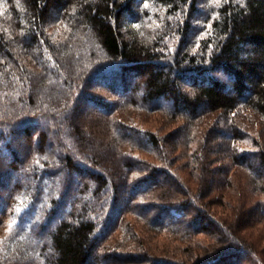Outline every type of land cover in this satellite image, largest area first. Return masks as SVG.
I'll return each instance as SVG.
<instances>
[{
    "label": "trees",
    "instance_id": "1",
    "mask_svg": "<svg viewBox=\"0 0 264 264\" xmlns=\"http://www.w3.org/2000/svg\"><path fill=\"white\" fill-rule=\"evenodd\" d=\"M0 4V157L8 158L0 161V264L123 262L138 254L133 247L147 264H264L246 233L264 220V0ZM79 102L106 135L80 124ZM121 107L182 120L188 134L178 154L197 177L193 189L176 171L183 167H172L178 145L126 122ZM253 118L258 136L249 132ZM233 168L263 196L216 216L214 178L233 187ZM129 186L153 213L134 209L148 228L187 239L205 222L215 237L193 262L154 256L132 229L109 242L117 224L129 229L132 204L120 205Z\"/></svg>",
    "mask_w": 264,
    "mask_h": 264
},
{
    "label": "rangeland",
    "instance_id": "2",
    "mask_svg": "<svg viewBox=\"0 0 264 264\" xmlns=\"http://www.w3.org/2000/svg\"><path fill=\"white\" fill-rule=\"evenodd\" d=\"M0 6H1V4H0ZM56 23H59V21ZM61 27H63V26L62 25H59V26L56 25L53 27V29L56 33H60L62 30ZM94 92L97 93V95H100V92L97 89H95ZM79 104H80V102H79ZM78 107H79L78 108L79 112L82 110L84 112V109L88 108L87 105H85L84 103H81ZM121 109H123V110H120L121 111V112H119L120 116L129 117V118H127L126 122H130V123H133L135 125H138V126H141L144 128L155 130L159 134L166 135L167 139H168L167 141L169 142V146H170V144H177L178 145L176 151L174 152V153H176V157L174 158V161H173L174 164L172 167L174 169H175V167H178L179 165L181 167H183V169L179 168V170H176V171L186 181L190 190H191V188L193 189L195 187L196 182H197V177L195 174H192L190 172V170L187 166H184V161L187 160L186 155L178 154L180 149H182V146L184 144V139L186 138V136L188 134V131L184 127L181 126L182 120H179V117H178V119L177 118L170 119L167 114L163 113V111H153V110L146 111V110H139V109H136V108L134 109V108H130V107H124V108L121 107ZM244 111L246 112V110H244ZM116 113H118V112L115 111V109H113V112H111V114H113L112 115L113 118H115L117 116ZM83 114L84 115H82V119H81L80 124L83 123L82 120H84V121H86L88 127L92 126L96 132L95 137L98 139L100 138V136L103 137L102 135H106V133H104V131H103L104 127L96 126L94 124V122L90 119V118H92L90 114H88L87 112H84ZM126 117H124V118H126ZM201 120H202V118L198 119L195 122L194 130L199 126V123ZM53 127L56 129L55 126H53ZM252 127L253 128L249 129V132H251V134H255L258 136L259 131H260V126L257 125V118L255 120L253 118ZM194 133L199 134L198 131H194ZM196 136H195L194 140H192L193 142H190V144L188 145V146H190L191 149L195 148V146L198 144V143H196V141H197ZM18 137L23 139V140L26 139V136L22 135V133H19ZM4 138H5V136H4ZM245 142L239 143V145L242 147H244V146L250 147L249 146V143H250L249 140L245 141ZM188 146H186V147H188ZM62 149H64V147H57V151L62 150ZM98 149L99 148L93 146V147H89L86 152H88V154L93 157ZM164 149H165V151L168 152V150H166L165 145H164ZM126 150H127V147L123 146L120 149V153H123ZM132 152L139 154L140 158H142V159L154 161V162L159 161L155 156H153L152 154H148L145 151H140L139 149H134V150H132ZM7 159H8L7 157H2V156L0 157V161H2V162L6 161ZM93 165H95V162H93ZM94 167H96V165ZM234 169L235 168L231 169L229 172V177L232 179L233 187L232 186L228 187L226 185V183L221 179V176H222L221 174H220L221 176L218 175V176H216V178H214V179H217V177H218V180L216 181V184H215V186H216L214 189L215 191L213 192L214 204L212 205V209H213V211L216 212V216H224V214L227 213L229 206H232L234 204H238V202L241 201L242 199H248L250 201V200H256L257 198H259V196L260 197L263 196V195L259 194V192H256L254 194V192H255L253 190L254 187L252 188V186L249 184V183H251V181L249 183L247 182V180H248V178L246 177L247 174L244 172V170L242 168H238L236 171H233ZM133 180H135V178ZM6 188H7V186H6ZM136 190H138V189H132L129 186V187H126L120 193L121 202H122L120 204L121 206L126 207V206H128V203L132 204V207H131L132 210L127 212L124 216L125 220L130 221V224L128 227L129 229H128V231H125V229L123 228L122 224H125L124 221L121 222L120 225L117 224L118 226L116 225L115 228L111 229L109 232V235H107V237H108L107 239L109 242L114 241V240L120 241L121 240L120 236H122V235L127 236V234L130 233V229H132V231L134 230V232H136L135 242L136 241L137 242H143L144 246L149 247L151 254H153L154 256H157V257H164V256L174 257V258L186 259L187 262L188 261L193 262L196 253H199V251L202 250V248L200 246L206 245L208 242H211L213 240V238L215 237V233H213L214 232L213 226L211 224L205 223V222L203 223V225L205 227V231H197L196 230V232H194L193 235H191L187 239H180L179 236L173 235V234L169 233L168 231L153 230V229L148 228L147 225L144 223V219L137 217L135 215L134 209H137L140 213L147 214V215H149V213L150 214H153V213H151L149 210H147L146 207H144L143 205H141V204L137 205L136 204L139 201H145V200L139 199L135 196H132V194ZM153 193H154V191H153ZM218 195H220V197H217ZM246 233L248 234L250 239L255 241L256 244L258 245V247L263 248V251H264V220L263 221L260 220L255 227L250 228L248 231H246ZM124 242H126V241H124ZM133 248H135V251H133V252L138 253L136 255H133V258L126 256L125 258H127V259H125V261H123V262H120V261L114 262L113 261L112 263H107V264H147L144 261H142L143 258H146L144 256L145 254H143L144 250H141L140 248H137V247H133ZM97 249H100V247L98 246ZM263 258H264V256H263ZM240 262H242L243 264H253L252 262H250L248 259H245V258H241ZM151 263H153V262H150L149 264H151ZM88 264H94L93 260L92 261L90 260Z\"/></svg>",
    "mask_w": 264,
    "mask_h": 264
}]
</instances>
